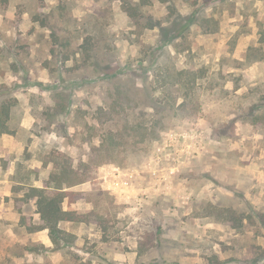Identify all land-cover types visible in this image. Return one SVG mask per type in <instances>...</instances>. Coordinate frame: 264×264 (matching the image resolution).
Listing matches in <instances>:
<instances>
[{"label": "rangeland", "instance_id": "374dc122", "mask_svg": "<svg viewBox=\"0 0 264 264\" xmlns=\"http://www.w3.org/2000/svg\"><path fill=\"white\" fill-rule=\"evenodd\" d=\"M0 16L15 131L10 154L0 143V181L14 182L1 196L15 205L18 181L41 187L71 165L91 175L68 190L93 223L62 225L74 245L33 255L37 234L0 219V264H264V0H0ZM148 23L187 28L171 42ZM155 53L195 88L141 69Z\"/></svg>", "mask_w": 264, "mask_h": 264}, {"label": "trees", "instance_id": "16d2710c", "mask_svg": "<svg viewBox=\"0 0 264 264\" xmlns=\"http://www.w3.org/2000/svg\"><path fill=\"white\" fill-rule=\"evenodd\" d=\"M161 2H166L168 0H160ZM129 9V8H128ZM133 10V9H132ZM131 16V15H130ZM133 16V13H132ZM36 21V20H35ZM149 24V23H148ZM172 26L169 28L170 30L160 27L158 23L149 24L147 29L158 28L160 31L164 32V38L171 31V42L173 39H183L184 36L183 31L187 26L177 29L179 26L178 23L171 24ZM178 31H177V30ZM177 31V32H176ZM260 32L264 33V30L260 29ZM165 40V39H164ZM170 41V40H169ZM166 42L168 40L166 39ZM82 55L86 58V60H90L91 65L94 67L93 72H97V67H99L97 59V55L95 51H92L91 45L90 47L81 45ZM159 48L162 49L163 46L159 45ZM168 52L169 49L163 50ZM64 61L68 60L67 56H64ZM161 54L155 53L151 56L150 61L147 65L139 64L141 69L151 68L153 70L154 76L158 77L160 80L162 87L165 88L168 85L177 87L178 89L183 90L189 88V90H193L196 85V76L194 72H190L188 70H182L179 72L173 71L171 73V68L166 64L160 63ZM154 68V69H153ZM106 68L105 70H107ZM151 76V75H150ZM187 77H190V80H185ZM98 79L103 80H112L113 74L108 72H104L103 69H100V73L97 76ZM185 80V81H184ZM152 108L154 111H158L159 107L149 103L146 105ZM160 111V110H159ZM10 119V108L3 102H0V135L7 134L13 135L14 130L10 129L8 122ZM50 161L43 160V167H47ZM87 171H79L71 165L62 166V165H54V167L49 171V174L45 180H43L42 187L37 188L33 185L27 184L22 181H18L19 186L24 187L26 185L27 192H25L24 197L21 199H17L16 207L18 211H21V208L24 204H27L29 201H34L35 213L38 214L39 219L37 223H32V218L22 215L20 218L19 224L24 226L27 230V233H35L39 231H46L49 239L54 247L63 248L66 246H73L75 243V235L70 233L62 228L64 224H93L90 219L87 217V214L79 213L75 208H72V205L76 203L79 195L73 191H69L68 189L77 186L79 184L88 182L92 180L91 175H89ZM21 184V185H20ZM67 202L68 208L64 209V203ZM91 213H89L90 215ZM157 237H159V233H157ZM40 249L41 253L47 252V249L44 245H31L25 247V250L35 255ZM5 264V263H1Z\"/></svg>", "mask_w": 264, "mask_h": 264}, {"label": "crops", "instance_id": "0c3cea01", "mask_svg": "<svg viewBox=\"0 0 264 264\" xmlns=\"http://www.w3.org/2000/svg\"><path fill=\"white\" fill-rule=\"evenodd\" d=\"M0 22H3V21L1 20ZM1 24L2 23H0V25ZM0 42H1V40H0ZM24 124L28 125L29 124V120L25 119L24 122H23V125ZM14 142H15L14 138L11 135H7V134L0 135L1 146L4 149V151L6 150L7 154L11 153L10 152L11 149H9V148H11L10 147L11 145L13 146ZM3 155L4 154H2V156ZM14 163H15V166H16V162H12V161H7L6 164H5V170H6V172L9 175L10 174L12 175L13 171L15 170ZM6 182H9L11 184L14 183L12 178L10 180L7 179V180H4V181L3 180L0 181V183H6ZM16 184H17V186H19L18 182ZM25 186L26 185H24V187ZM19 187H21V186H19ZM34 187H37V186L35 185ZM41 187H37V188H41ZM24 205L22 206L21 211H18V209L16 207V204L14 205L13 201L10 200V199L3 198L1 196V193H0V219L17 221V220H19L21 218L22 215L30 217V215H26L25 214ZM64 205H67V202H65ZM32 208L34 209L35 220L37 221L39 219V216H38V214L35 213L34 201H32ZM64 209L66 210V208H64ZM33 234H37L36 236H38L37 237L38 241H41L42 242L41 244L44 245L46 248L52 247V243H51L46 231H39V232H35Z\"/></svg>", "mask_w": 264, "mask_h": 264}]
</instances>
